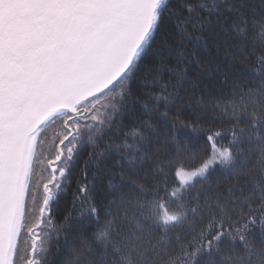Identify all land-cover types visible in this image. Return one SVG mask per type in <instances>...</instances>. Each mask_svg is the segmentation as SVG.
I'll use <instances>...</instances> for the list:
<instances>
[{
    "label": "snow or ice",
    "instance_id": "1",
    "mask_svg": "<svg viewBox=\"0 0 264 264\" xmlns=\"http://www.w3.org/2000/svg\"><path fill=\"white\" fill-rule=\"evenodd\" d=\"M0 264H264V0H0Z\"/></svg>",
    "mask_w": 264,
    "mask_h": 264
}]
</instances>
